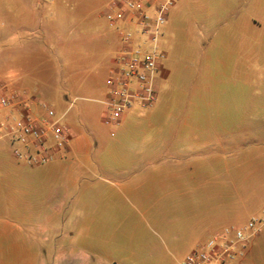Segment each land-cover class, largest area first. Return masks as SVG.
<instances>
[{
    "label": "crops",
    "instance_id": "0c3cea01",
    "mask_svg": "<svg viewBox=\"0 0 264 264\" xmlns=\"http://www.w3.org/2000/svg\"><path fill=\"white\" fill-rule=\"evenodd\" d=\"M61 2L65 0H33L32 10L46 12L47 7ZM76 10L84 11V7ZM44 20L41 18L39 24L43 41L48 35L46 27L52 28L59 41L66 39L61 29L64 21L53 27ZM22 23L20 18L14 19L13 34L20 36ZM77 24L74 40L81 48L76 56L69 54L68 64H75V72L68 69L64 83L70 92L100 96L104 118L108 79L122 45L121 33L119 30L113 38H100L93 21L82 18ZM258 27L253 18L241 20L234 27L235 34L227 35V29L218 36L219 50L200 52L197 66L195 55H185V75L174 70L170 78L171 70L163 69L162 64L156 78L155 104L128 108L117 124H106L102 119L109 130L94 128L95 122L89 117L84 124L74 119L63 122L65 113H57L63 116L71 135L67 148L59 150L48 163L31 164L17 158L14 166L7 162L13 161L11 154L2 147L0 168H16L12 177L20 182L17 185H23L25 177L33 178L26 188L13 183L19 194L29 193L28 186L34 189L38 183L43 198H87L88 194L97 198L92 234L100 230L103 212L99 198H141L146 216L164 235L166 250L187 251V255L228 228H243L250 220H259L254 230H246L247 244L264 226L259 215H264V37L254 34ZM250 30V35H244ZM245 75L252 76V99L246 102L242 85ZM229 90H235L236 100L226 98ZM18 91L28 93L36 115L43 113L39 102L45 101L30 88ZM228 107L235 108V114H225ZM21 168L30 171L23 175L18 170ZM113 171L119 180L105 178L100 182L96 178L98 172ZM62 213L60 206L43 213L49 225L58 217L62 220L61 257L47 260L41 255L36 260V252L42 247L12 213L0 211V264H91L93 256L73 253L83 250L78 244L88 234L77 216L75 231L68 230ZM30 227L34 229V224ZM63 228L66 233H62ZM260 257L249 261L245 252L232 264H264L263 253Z\"/></svg>",
    "mask_w": 264,
    "mask_h": 264
},
{
    "label": "rangeland",
    "instance_id": "374dc122",
    "mask_svg": "<svg viewBox=\"0 0 264 264\" xmlns=\"http://www.w3.org/2000/svg\"><path fill=\"white\" fill-rule=\"evenodd\" d=\"M113 1L65 0L47 7L46 12L36 13L32 10L33 0H0V80L9 91L30 88L35 96L54 108L58 114L65 113L63 122L74 119L78 124H84L89 117L95 122L92 124L94 128L109 130V126L101 123L104 118L103 104L98 100L100 96L70 92L64 78L68 69L75 72V64H68L69 54L76 56L78 48H81L74 40L77 25L80 24L77 22L82 18L93 21L100 38H113L121 30L122 27L110 25L106 18V12ZM80 5L84 11L76 10ZM17 17L23 22L20 36L12 33L14 19ZM41 18L53 27L60 20L64 21L61 29L65 30L66 39L59 41L51 33L52 28L46 27L48 35L43 41L39 27ZM247 18L258 21L259 27L254 34L264 37V0H177L171 7L159 38L160 47L165 53L163 69L171 70L170 78H173L174 70L185 75L187 61L182 57L195 55L197 66L200 63V52L209 48L219 50L218 36L225 34L227 29V35L235 34L236 24ZM251 32L244 31V35H250ZM251 78V75H245L243 79L245 102L252 99ZM226 98L236 100L235 90H229ZM225 114H235V108L228 107ZM2 147L13 159L7 162L16 166L14 161L18 159L13 153L14 145L9 141H1ZM18 170L23 175L30 171L23 168ZM14 172L16 168L12 166L3 165L0 168V211L12 213L25 227L28 235L35 238V243L42 247L41 251L36 252V260L41 255L47 260H58L61 257L58 248L62 220L58 217L49 225L43 214L49 209L53 212L56 206L61 207L68 230L75 231V219L78 217V224L84 227L88 235L78 244L83 250L73 253L93 256L91 264H177L187 253L166 250L164 235L146 216L141 198H99L103 212L100 230L98 234H92V215L97 198H92L86 192L85 196L89 195L87 198H43L38 193V183L33 184L34 189L28 186L29 193L19 194L13 187V183H20L13 179ZM96 178L100 182L105 178L119 180L115 171L98 172ZM32 180L31 177H25L21 180L23 185L17 186L26 188L27 182ZM259 215L264 221V215L260 212ZM32 224L34 229L29 228ZM66 231L62 229V233ZM23 236L21 232V243L25 242ZM92 247H96V250H92ZM245 252L249 261L253 256L259 260L260 253L264 255V226L259 234L249 239Z\"/></svg>",
    "mask_w": 264,
    "mask_h": 264
},
{
    "label": "built area",
    "instance_id": "2783aa9c",
    "mask_svg": "<svg viewBox=\"0 0 264 264\" xmlns=\"http://www.w3.org/2000/svg\"><path fill=\"white\" fill-rule=\"evenodd\" d=\"M177 0H114L106 12L110 25L122 27V45L109 74L106 124H117L125 111L138 105L152 107L157 100L156 78L165 53L159 38L171 6ZM43 113L33 112L26 91H9L0 80V140L14 145V155L31 164H45L70 145L71 135L63 116L46 102ZM259 220L245 227L228 228L219 237L190 252L178 264H232L245 253L246 230H254Z\"/></svg>",
    "mask_w": 264,
    "mask_h": 264
}]
</instances>
